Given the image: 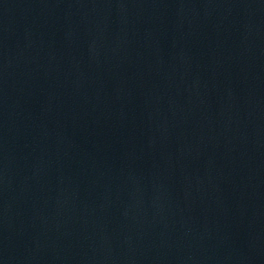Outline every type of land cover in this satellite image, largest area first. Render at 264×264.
<instances>
[{"label": "water", "instance_id": "water-1", "mask_svg": "<svg viewBox=\"0 0 264 264\" xmlns=\"http://www.w3.org/2000/svg\"><path fill=\"white\" fill-rule=\"evenodd\" d=\"M0 244L264 264V0H0Z\"/></svg>", "mask_w": 264, "mask_h": 264}]
</instances>
